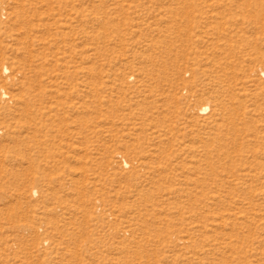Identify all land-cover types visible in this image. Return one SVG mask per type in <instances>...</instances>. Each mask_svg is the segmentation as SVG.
<instances>
[{
	"label": "rangeland",
	"instance_id": "374dc122",
	"mask_svg": "<svg viewBox=\"0 0 264 264\" xmlns=\"http://www.w3.org/2000/svg\"><path fill=\"white\" fill-rule=\"evenodd\" d=\"M193 1L0 0V264H264V7Z\"/></svg>",
	"mask_w": 264,
	"mask_h": 264
},
{
	"label": "bare ground",
	"instance_id": "6f19581e",
	"mask_svg": "<svg viewBox=\"0 0 264 264\" xmlns=\"http://www.w3.org/2000/svg\"><path fill=\"white\" fill-rule=\"evenodd\" d=\"M203 1H204V3L205 2L207 3L210 1L212 3L213 7L216 5L217 6L222 5L224 7L230 5L229 7H231V5L235 4L236 2H239L238 0H203ZM249 1H251V0H248V2ZM176 2L181 3L182 5H188L189 3L193 4L194 1L193 0H176ZM246 2L247 1L245 0V4H247ZM251 2H253V1H251ZM251 2H250V4H251ZM255 2L257 5L264 7V0H256V1H254V3ZM231 8L233 9V7H231ZM235 8H238V6ZM232 9H229V10H232ZM236 87L237 86L234 87L233 85H228L231 103L229 104V106H226L224 104L226 106V108H228V109H226L227 110V113H226L227 117L224 114L226 112L225 109H224L225 112H223L222 114H224L223 117H226L227 118L226 121H228L227 122V125H228L227 137H231L233 142H235L237 140V138H239L241 136V138H240L241 142L240 141H238V142H240V144H246L247 137H248L247 133H248V131L251 130L250 125L252 124L251 120H249L248 119L249 117H247V116L253 117L254 112L257 113V109L256 108H250L249 110H247V108L249 106H245V102H243L244 100H242L243 97H248V96L253 95L250 92V89L247 88L244 84L241 87H237V88ZM201 110H206V107L201 108ZM219 135H220V133H219ZM239 147H241V146H239Z\"/></svg>",
	"mask_w": 264,
	"mask_h": 264
}]
</instances>
